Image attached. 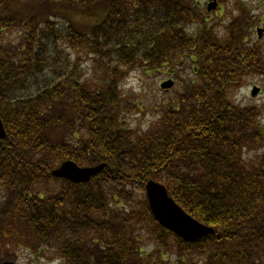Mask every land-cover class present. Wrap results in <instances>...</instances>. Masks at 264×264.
<instances>
[{
    "label": "trees",
    "instance_id": "1",
    "mask_svg": "<svg viewBox=\"0 0 264 264\" xmlns=\"http://www.w3.org/2000/svg\"><path fill=\"white\" fill-rule=\"evenodd\" d=\"M198 12L189 0H0V34L21 30L0 44V260L27 249L60 264H264V150L243 156L264 132L256 107L228 97L264 61L242 42L252 16L221 40ZM177 57L194 78L133 126L122 83L140 68L177 73ZM64 159L105 166L76 183L51 174ZM149 178L215 232L185 241L160 226Z\"/></svg>",
    "mask_w": 264,
    "mask_h": 264
},
{
    "label": "rangeland",
    "instance_id": "2",
    "mask_svg": "<svg viewBox=\"0 0 264 264\" xmlns=\"http://www.w3.org/2000/svg\"><path fill=\"white\" fill-rule=\"evenodd\" d=\"M189 2L192 5L194 4V0H189ZM197 2L201 6V12L198 13H202L201 17L205 21V25L209 26L213 36L221 40L224 38L226 40L227 28L231 26L229 23L233 22L235 17L243 15L244 13L248 14V16H252L250 20L251 24L249 23L250 25L247 30H245L247 32L245 45L248 49H255L258 52L263 51L264 53V33L258 38L255 32L256 26L264 27V0H218V3H220L219 5L222 7L220 8L217 6L211 10L206 9L207 0H197ZM196 25L197 24H190V30L187 31L192 32V29L194 30ZM20 33L21 30L18 26L12 25L5 27L0 34V44H16L20 40ZM176 62H181V65L177 69V73L172 72L170 69L148 71L140 68V70H133L128 74L121 86L122 94L126 95L131 102L135 99L136 105L140 108L139 110L137 109L136 112L134 111L135 113L132 112V115H129L133 126L138 125L139 128H144L154 121L158 116V111L155 109L156 104L160 100L169 98L176 92H180L183 83H185L184 81L192 77L194 78L195 75L191 70L192 60L177 57ZM144 70L147 71V73H145ZM261 73L262 74L250 72V74L243 76L237 86L229 89L228 97L235 104L247 106L253 104L257 105L260 110L259 123L264 126V72ZM167 78L173 79L174 83L168 90H162L159 87V83ZM253 86H257L260 89L255 95L250 93ZM261 147H264V145ZM261 151L262 148L244 151V158L250 161L253 157L259 156ZM136 197L142 198L141 193L137 192ZM142 225L144 232L142 236H140L141 241L139 244H143L144 250L149 251L155 247L156 239L153 233L150 232L149 224L147 222H142ZM170 241L171 240L167 238V242L170 243ZM160 250L161 249H159V251ZM18 251L21 252H16L7 258L15 261L16 264H60V260L54 259L51 252L48 253L47 257L42 258L40 256L33 257L23 249H18ZM166 252H176L175 247L167 245ZM172 256L174 257L173 254Z\"/></svg>",
    "mask_w": 264,
    "mask_h": 264
},
{
    "label": "water",
    "instance_id": "3",
    "mask_svg": "<svg viewBox=\"0 0 264 264\" xmlns=\"http://www.w3.org/2000/svg\"><path fill=\"white\" fill-rule=\"evenodd\" d=\"M215 0L208 4V8L214 7ZM260 33L261 29L258 28ZM172 80L168 79L161 83V87H169ZM257 88L251 91L255 94ZM5 130L0 119V138L5 137ZM104 163L92 166H80L75 161L68 159L62 161L57 167L52 169V174L58 177L67 178L73 182H84L92 175L99 172ZM145 191L149 206L154 217L165 227L173 230L177 235L187 240H195L208 233H213L214 229L189 215L179 206L167 193L165 186L159 182L149 180L145 184ZM0 264H15L11 261H4Z\"/></svg>",
    "mask_w": 264,
    "mask_h": 264
}]
</instances>
